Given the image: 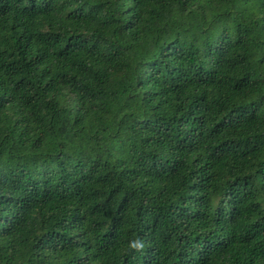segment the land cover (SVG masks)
Returning <instances> with one entry per match:
<instances>
[{"label":"trees","instance_id":"trees-1","mask_svg":"<svg viewBox=\"0 0 264 264\" xmlns=\"http://www.w3.org/2000/svg\"><path fill=\"white\" fill-rule=\"evenodd\" d=\"M0 264H264V0H0Z\"/></svg>","mask_w":264,"mask_h":264}]
</instances>
